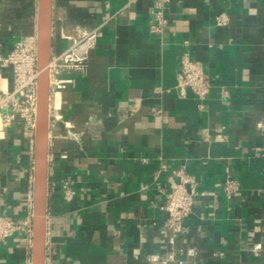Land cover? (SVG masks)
<instances>
[{
	"label": "crops",
	"instance_id": "crops-1",
	"mask_svg": "<svg viewBox=\"0 0 264 264\" xmlns=\"http://www.w3.org/2000/svg\"><path fill=\"white\" fill-rule=\"evenodd\" d=\"M151 4L52 0L51 59L95 38L83 68L49 77L45 264H264V0H169L158 32ZM37 8L0 0V60L36 40ZM186 51L210 78L203 109L173 90ZM33 151L19 119L0 130V216H32ZM180 167L207 194L170 229L165 193ZM0 264H31V236L0 241Z\"/></svg>",
	"mask_w": 264,
	"mask_h": 264
},
{
	"label": "built area",
	"instance_id": "built-area-1",
	"mask_svg": "<svg viewBox=\"0 0 264 264\" xmlns=\"http://www.w3.org/2000/svg\"><path fill=\"white\" fill-rule=\"evenodd\" d=\"M169 0H152L150 13L154 23L152 31H161L167 24L165 9ZM220 23V21H219ZM94 33L82 36L69 50L50 60V73L60 65H70L83 68L81 63L86 48L94 40ZM188 45V41H183ZM10 67L11 85L9 88L0 86V130L10 125L15 119L23 124L29 133L35 131L36 118V87H37V47L35 39H22L0 60V69ZM211 82L200 61L190 58L189 52H184L179 61L176 83L173 86L178 97H185L191 91L198 100V108L203 109V101L210 91ZM169 92L171 89H163ZM226 94V89H222ZM153 112L160 114L161 109L153 108ZM178 177L171 189L165 193L166 200L163 206L167 214L165 226L174 229L192 212L196 196H205L204 190H198L193 178L186 173L183 167L174 171ZM238 183L234 179H227L223 190L227 197L237 189ZM63 198L69 201L74 190L68 181L61 184ZM32 216L21 221L7 216H0V241L15 233H26L31 236Z\"/></svg>",
	"mask_w": 264,
	"mask_h": 264
},
{
	"label": "water",
	"instance_id": "water-1",
	"mask_svg": "<svg viewBox=\"0 0 264 264\" xmlns=\"http://www.w3.org/2000/svg\"><path fill=\"white\" fill-rule=\"evenodd\" d=\"M36 47L38 77L33 151L31 264H45L52 0H38Z\"/></svg>",
	"mask_w": 264,
	"mask_h": 264
}]
</instances>
